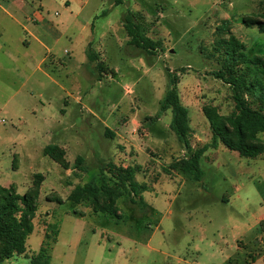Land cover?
<instances>
[{
  "label": "rangeland",
  "instance_id": "obj_1",
  "mask_svg": "<svg viewBox=\"0 0 264 264\" xmlns=\"http://www.w3.org/2000/svg\"><path fill=\"white\" fill-rule=\"evenodd\" d=\"M114 1L123 0L110 3ZM133 2L136 4L132 8L139 10L136 22L160 44L154 54L126 45L128 53L140 56L142 68L129 70L116 59L113 66H121L120 72L108 81L111 69L98 70L95 66L93 73L103 78L101 83L96 76L91 82H81L83 77L72 68L57 72L63 100L48 103L45 99V109L38 98L27 100L22 94L15 95L4 109L5 100L0 96V178L15 183L17 193L23 196L35 174L44 176L35 228L27 240L26 252L0 264H28L43 247L46 236L50 264H264V154L246 159L229 151L213 162L202 159L204 188L213 196L227 197L229 202L221 198L220 202L203 203V217L194 219L202 225L197 229L186 228L190 223L182 205L188 195L183 189L172 207L160 199L156 213H149V208L133 204L126 197L119 199L122 221L103 214L84 216L88 205L68 200L75 186L98 178L102 162L127 163L118 157V143L106 135L99 121L106 116L121 121L136 113L140 125L137 136H145L144 128L153 126L168 89L167 71L177 76L180 97L193 93L202 100L203 107L212 105L228 115L234 109L230 87L212 75L223 63L220 40L228 39L231 33L245 44L248 56L264 58V31L241 21L245 16L262 13L263 0H126L125 9H130ZM99 3L90 0L84 14ZM31 5L39 10L36 4ZM69 10L57 0H42L40 11L61 21L68 18ZM72 12L77 13L74 8ZM62 45L63 50L70 49L66 41ZM64 56L69 60L72 55ZM251 73L252 78L264 83V67L253 68ZM67 75L81 85L72 84ZM136 80L138 84H134ZM20 81L15 73L12 93L19 89ZM126 86L131 92L125 93ZM78 97L83 100L76 104ZM64 99H69L71 106L66 107ZM77 111L84 119H91L92 130L81 127L74 132L68 127L63 129L65 132L50 133L43 124L48 112L59 116L67 126L72 120L79 124ZM192 112L199 137L211 142L208 121L198 120ZM48 144H65L68 169L44 155ZM202 144H196L194 150L201 149ZM79 156L84 158L82 164L76 162ZM161 174H166L163 168L157 171L145 165L141 178L153 183ZM56 197L63 203L51 201Z\"/></svg>",
  "mask_w": 264,
  "mask_h": 264
},
{
  "label": "crops",
  "instance_id": "obj_2",
  "mask_svg": "<svg viewBox=\"0 0 264 264\" xmlns=\"http://www.w3.org/2000/svg\"><path fill=\"white\" fill-rule=\"evenodd\" d=\"M57 1L70 9L67 19L57 21L49 18L48 14L42 13L40 11L42 0H0V96L5 100L2 104L4 109H7L8 101H12L15 95L20 94L27 100L38 98L43 109L46 108L45 99L48 103L56 99L63 100L61 97L62 84L55 74L67 72L69 68L75 70V74L80 73L83 77L81 82H91L95 79L96 75L93 73V68L98 63L103 69H111V75L106 79L108 81L120 72L122 64L132 71L142 68L140 56L133 52L128 53L126 50V45L134 49L137 48L130 44V37L126 32L124 20L129 12L134 15L139 12V10L132 8L136 4L135 2L131 3L130 9H125L126 0L114 1L113 3H110L111 0H100L95 9L84 14L90 0ZM31 4L39 6V10L36 11L37 7L35 9ZM106 5L108 6L105 9ZM73 8L77 12L76 15L72 12ZM83 14L86 16L85 18L82 17ZM55 16L58 14L56 13ZM64 41L68 43L69 50H63ZM93 54L96 56V62L90 61ZM64 55L72 56L69 57V60H65ZM116 59L120 61V67H118L119 65L113 66ZM15 73L21 77V81L19 89L12 93V78ZM102 79L96 76L98 83H101ZM68 80L75 86L81 85V83H77L76 78L72 80L68 77ZM138 83L139 80H136L134 84ZM124 90L125 93L131 92L127 86ZM181 99L190 114L191 149L194 150L198 143H203L204 146L211 144L212 141L202 140L198 135L200 131L193 126L192 110H194L198 120L205 121L206 119L201 105L202 100L193 93H189L187 97H181ZM81 100L83 99L78 97L76 104L80 103ZM64 104L66 107L71 106L69 99H64ZM61 111L67 112L65 109ZM32 112L35 113V111ZM76 116L81 117V122L78 124L77 120H72V123L67 126L59 116L48 112L45 114L43 124L47 126L48 130H51L50 133L55 130L65 132L63 129L68 127L75 130L74 132H78L81 127L84 131L94 128L91 119H84L80 111L76 112ZM137 119L138 117L134 113L132 118H124L121 121H111L110 116H106L99 122L104 126L106 135L118 143V157L127 160L123 166L140 167L136 180L147 185V191L142 194L146 206L142 207L149 208V213H156V206L160 199L165 201L167 206L172 207L173 202L177 200L180 194L179 191L183 189L188 195L187 199L184 200L186 203L182 205V210L186 213V220L190 223L186 225V228H201L202 225L194 219L198 220V216L203 217L205 210L200 209L203 203L208 200L212 203L214 201L220 202L221 198L223 201L229 202L228 198L213 196L204 188L205 172L202 181L192 182L183 174L167 167L174 160L188 156L186 149L180 145L176 135L170 129L172 120L170 110L156 118L152 127L144 128L147 133L145 136L142 135V138H138L136 133V128L140 127ZM212 137V132H210L209 140ZM193 139L194 141H192ZM60 147L66 150L65 144L60 145ZM229 151L231 150L219 143L217 148H208L201 157V161L205 158L209 162H213L218 158V155H226ZM145 165L152 166L157 171L163 168L166 174H161L153 183H148L141 178ZM12 184L15 185V183L0 178V185L3 187H9ZM176 185L177 188L175 189ZM91 213L93 212L88 207L83 214L86 216Z\"/></svg>",
  "mask_w": 264,
  "mask_h": 264
},
{
  "label": "trees",
  "instance_id": "obj_3",
  "mask_svg": "<svg viewBox=\"0 0 264 264\" xmlns=\"http://www.w3.org/2000/svg\"><path fill=\"white\" fill-rule=\"evenodd\" d=\"M135 19V15L131 12L125 19V29L130 37V44L154 54L160 44L148 37L141 24ZM241 21L243 25L256 26L263 32L264 5L262 13L245 16ZM225 25H228V22H225ZM220 45L224 50L222 67L212 75L230 87L234 109L230 114L224 115L215 106L203 107L204 116L213 135L211 144L194 151L191 149L192 128L189 110L179 95L177 76L169 71H167L168 89L156 116L159 118L165 111H171L170 129L180 145L186 149L188 156L174 160L169 168L183 174L192 182L202 181L204 170L201 167V157L208 148H217L219 143L246 159H256L264 154V83L251 77L253 68L264 67V58L248 56L245 44L231 33L228 39L220 40ZM90 55L89 52V57ZM96 60L93 54L90 61L96 62ZM96 67L98 70L102 69L99 63ZM43 153L62 168H69L66 152L59 145L49 144L44 148ZM76 162L82 164L84 158L79 156ZM139 172V166L124 167L114 162H102L98 178L84 185L75 186L68 200L75 204L88 205L87 207H90L94 214L122 220L123 216L118 207L119 199L126 197L133 204L146 206L142 194L147 191V185L136 180ZM43 181L42 174H35L32 186L23 196L17 193L14 184L9 187L0 185V262L25 254L27 240L35 228L34 219L38 211L37 202ZM51 201L63 203L57 197ZM46 238L48 239V236ZM47 239L28 264H50V244L47 243Z\"/></svg>",
  "mask_w": 264,
  "mask_h": 264
}]
</instances>
